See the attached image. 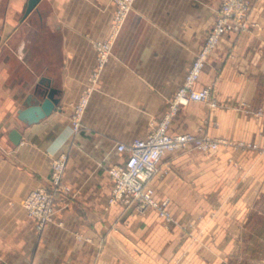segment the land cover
I'll return each instance as SVG.
<instances>
[{"label":"crops","instance_id":"obj_1","mask_svg":"<svg viewBox=\"0 0 264 264\" xmlns=\"http://www.w3.org/2000/svg\"><path fill=\"white\" fill-rule=\"evenodd\" d=\"M0 1V264H264V155L222 146L167 152L151 184L176 222L154 209L110 204L109 168L119 142L145 137L162 119L216 23L221 0H136L81 127L72 113L96 66L114 0ZM257 23L222 36L196 88L212 85L218 107H179L172 133L264 143V0ZM60 102L33 124L19 119L42 79ZM21 133L19 144L11 140ZM67 155L54 220L40 231L23 202L50 187Z\"/></svg>","mask_w":264,"mask_h":264},{"label":"built area","instance_id":"obj_2","mask_svg":"<svg viewBox=\"0 0 264 264\" xmlns=\"http://www.w3.org/2000/svg\"><path fill=\"white\" fill-rule=\"evenodd\" d=\"M124 1V11L132 0ZM118 19L122 21L125 17ZM257 23L251 19V4L248 0H221L216 23L208 33L205 44L193 62L181 87L170 102L169 111L162 119L155 120L145 137L131 142H119L117 150L126 155L125 161L109 168L112 182L110 204L122 203L133 205L138 211L154 209L167 224L176 222L170 209V199L159 200L152 179L161 171L164 155L170 151H182L189 148L202 152L220 150L222 146H234L240 149H252L264 155V143L252 141L233 142L210 135H196L191 132L169 133V127L179 107L191 102H205L210 107H218L212 85L196 88V83L204 69L206 60L219 44L222 36L232 32H244ZM118 26L109 30L106 39L96 42L97 71L100 72L109 62L113 45L118 34ZM88 90L81 98L74 115V128L80 129L81 117L90 100ZM67 157L62 154L54 160L51 173V186L40 187L31 191L23 205L28 214L37 220L38 229L44 230L54 220L56 213L55 199L58 193L69 194L70 186L64 182V170Z\"/></svg>","mask_w":264,"mask_h":264},{"label":"water","instance_id":"obj_3","mask_svg":"<svg viewBox=\"0 0 264 264\" xmlns=\"http://www.w3.org/2000/svg\"><path fill=\"white\" fill-rule=\"evenodd\" d=\"M40 0H29L26 13H30ZM61 91L51 86L50 80L42 78L35 86L34 92L27 99V108L19 112V119L28 124H33L48 117L60 102ZM21 133L13 130L10 137L14 144H19Z\"/></svg>","mask_w":264,"mask_h":264},{"label":"rangeland","instance_id":"obj_4","mask_svg":"<svg viewBox=\"0 0 264 264\" xmlns=\"http://www.w3.org/2000/svg\"><path fill=\"white\" fill-rule=\"evenodd\" d=\"M0 1H8V0H0ZM135 2H136V0H132V1H131V4L129 5V7H127V11H124V10H125V8H124V6H123L124 1H121V0H114V9H113L112 17H111V20H110L109 28H108L107 33H106V35L104 36V38L101 39V40H99V41H102V40L106 39L109 30H111L113 27L118 26L119 31H118V34H117V36H116V39H115V42H114V45H113V48H114L115 43H116V41H117V39H118V37H119V35H120V32H121V30H122V28H123V26H124L126 20L128 19V16L130 15V13H131V12L133 11V9H134ZM123 13H125V17L122 19V21H119L118 19H120L121 17H123V15H122ZM99 41H96V42H99ZM96 42H95V43H96ZM95 43H94V45H95ZM112 55H113V49H112V54H111L110 60H111V58H112ZM110 60H109V62H110ZM109 62H108V63H109ZM108 63L106 64V66L104 67V69H102L100 72H98V71H97V68H96V67H97V56H96V66H95V69H94L93 72H92L91 79H90V83H91V84H89V86L87 87V89H86V90L83 92V94L81 95V97H80L79 101L77 102V104L75 105L74 110H73V113H72V118H71V119H72V123H73V128H74V115H75V113H76L77 106H78V104H79V102H80L82 96H83V95L89 90V91L91 92V94H90V99H91L92 94L94 93V91H95L96 88H97V83H98L100 77L102 76V73H103L104 70L106 69ZM89 102H90V100H89ZM88 105H89V103L87 104V107H88ZM87 107H86L84 113L82 114V117H83V115L85 114V112H86V110H87ZM82 117H81V118H82ZM81 121H82V119H81ZM152 123H153V122H152ZM152 123H151V124H152ZM170 125H171V124H170ZM80 127H81V123H80ZM150 127H151V125H150ZM150 127H149V129H150ZM74 130H75V128H74ZM76 131H77V130H76ZM169 133H172V132L170 131V127H169ZM172 134H173V133H172ZM62 154H65V153H62ZM62 154H59L55 159H57L58 157H60ZM66 157H67V155H66ZM55 159H54V160H55ZM53 162H54V161H53ZM65 168H66V167H65ZM52 169H53V164H52ZM64 172H65V170H64ZM50 186H51V182H50ZM41 231H42V230H41Z\"/></svg>","mask_w":264,"mask_h":264},{"label":"bare ground","instance_id":"obj_5","mask_svg":"<svg viewBox=\"0 0 264 264\" xmlns=\"http://www.w3.org/2000/svg\"><path fill=\"white\" fill-rule=\"evenodd\" d=\"M197 57H198V56H197ZM197 57H196V58H197ZM201 73H202V72H201Z\"/></svg>","mask_w":264,"mask_h":264}]
</instances>
